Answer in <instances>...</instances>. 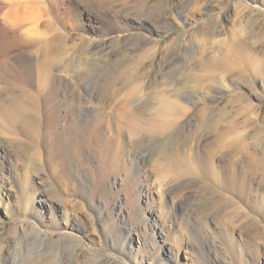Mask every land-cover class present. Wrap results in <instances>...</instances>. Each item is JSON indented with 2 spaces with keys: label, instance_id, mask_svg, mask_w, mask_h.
Returning <instances> with one entry per match:
<instances>
[{
  "label": "rangeland",
  "instance_id": "1",
  "mask_svg": "<svg viewBox=\"0 0 264 264\" xmlns=\"http://www.w3.org/2000/svg\"><path fill=\"white\" fill-rule=\"evenodd\" d=\"M0 264H264V0H0Z\"/></svg>",
  "mask_w": 264,
  "mask_h": 264
},
{
  "label": "bare ground",
  "instance_id": "2",
  "mask_svg": "<svg viewBox=\"0 0 264 264\" xmlns=\"http://www.w3.org/2000/svg\"><path fill=\"white\" fill-rule=\"evenodd\" d=\"M23 20V19H22ZM14 22V21H13ZM35 35V34H34ZM52 43V41H51ZM26 58V57H25ZM23 60V59H22ZM26 63H27V58H26ZM37 64H39L37 62ZM26 65V64H25ZM109 87V86H108ZM24 89V88H23ZM26 90V88H25ZM24 90V91H25ZM24 94V95H23ZM20 97L18 95L19 98H14L11 100L10 104L7 105L6 107V113H8L9 118L12 119V122L17 125V127H19L20 129H22L23 131H34L35 128H37L36 123V118L31 115L28 110L26 111L23 105L24 100L28 101V99L31 98V95L29 91H25ZM33 96V95H32ZM23 98V99H21ZM34 101V100H33ZM36 102V101H35ZM39 103V102H38ZM37 103V105H38ZM35 104V103H34ZM31 105V104H30ZM33 105V103H32ZM36 106V105H35ZM28 108V107H27ZM37 109V108H36ZM10 119V120H11ZM8 121V120H7ZM41 122V121H40ZM36 125V126H35ZM37 129H35L36 131ZM37 132V131H36ZM39 132V131H38ZM26 133V132H24ZM30 133V132H29ZM28 133V134H29ZM35 134V132H34ZM37 134V133H36ZM32 135V133H31ZM38 135V134H37ZM175 160H170L168 165L170 167H172L173 170H175L174 165H175ZM176 168H180L181 166H177Z\"/></svg>",
  "mask_w": 264,
  "mask_h": 264
}]
</instances>
